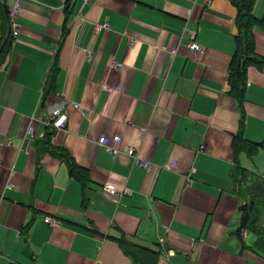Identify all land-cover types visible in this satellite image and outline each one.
<instances>
[{"label": "crops", "instance_id": "obj_1", "mask_svg": "<svg viewBox=\"0 0 264 264\" xmlns=\"http://www.w3.org/2000/svg\"><path fill=\"white\" fill-rule=\"evenodd\" d=\"M12 2L0 0V38ZM19 4L0 66V264H135L120 240L147 263L264 264L257 235H235L236 162L264 170V68L247 70L242 131L262 147L235 156L243 115L227 91L238 35L230 0ZM253 15L263 20L252 35L264 58V0ZM186 28L201 51L189 49ZM60 102L68 120L53 130L45 120ZM73 163L86 171L83 183L70 176ZM105 184L129 194L116 201ZM159 238L172 257L154 260Z\"/></svg>", "mask_w": 264, "mask_h": 264}, {"label": "trees", "instance_id": "obj_2", "mask_svg": "<svg viewBox=\"0 0 264 264\" xmlns=\"http://www.w3.org/2000/svg\"><path fill=\"white\" fill-rule=\"evenodd\" d=\"M230 2L237 8L236 28L238 35L236 36L237 48L230 61L228 67V94L231 96L240 108L242 117H240V130L234 139V153L235 156L240 153H245L249 157H255L262 146L253 144L243 135L244 127V94L246 88V76L249 67L253 66L258 69L264 68V58L260 57L255 50L254 29L263 24V20L257 19L253 15V7L255 0H230ZM4 36L0 38V46ZM12 43L11 34L8 36L6 43H4L3 50L0 54V66L4 60ZM236 170L234 171L233 181L238 186L237 191L242 195L238 212H239V226L235 231L236 237L241 240L242 232L249 231L255 233L261 240L260 244L255 247L259 250L264 244V228H260L259 222L264 216V170L262 174H256L247 171L236 162ZM69 174L80 182H84L86 171L77 166L75 163L70 165ZM241 197V196H240ZM262 243V244H261ZM119 244L126 254H128L135 264H154L147 263L143 257H140V249L126 242L120 240ZM155 259L159 256L152 255Z\"/></svg>", "mask_w": 264, "mask_h": 264}, {"label": "built area", "instance_id": "obj_3", "mask_svg": "<svg viewBox=\"0 0 264 264\" xmlns=\"http://www.w3.org/2000/svg\"><path fill=\"white\" fill-rule=\"evenodd\" d=\"M94 0H81L83 6L89 5L91 2H93ZM20 0H13L11 7L8 9V13H9V18H10V22H11V36L15 37L18 34V27L15 24V18L17 17V15L19 14V10H20V4H19ZM103 28H108L106 24H104L103 26H101ZM185 34L188 35V39H189V49L192 51H196L199 52L202 50L201 45L196 41V32L194 33V31L189 30V29H185ZM65 106L66 103L65 102H60L54 106H52L49 109V115L45 120V124L50 127L53 130H63L65 128V124L67 123V114L65 113ZM75 108L80 109V105L78 104H74L73 105ZM28 133L31 134V129H28ZM111 145L108 146V151H110L111 155L113 157H116L117 155L120 154V149H119V145L121 143V137L116 135L113 136L111 138ZM98 144L99 145H105L106 144V140L104 137H101L98 139ZM124 153L130 157L133 161L134 164L138 167H141L142 169L145 170H149L151 167V164L141 158H139V156L136 154V151L134 150V148L132 147H127L124 150ZM191 180L188 179V183H190ZM8 187H12V185L10 183H8ZM101 192L103 194L108 195L110 198L114 199V200H118L121 196L123 195H127L129 194V190L127 189H122V190H117L112 184H105L102 186L101 188ZM51 224H55L53 221H51ZM158 244L161 245V249L158 251V255L159 257H161V259H168L170 257H172L174 255V252L171 250H166L165 249V239L164 238H159L158 240Z\"/></svg>", "mask_w": 264, "mask_h": 264}, {"label": "water", "instance_id": "obj_4", "mask_svg": "<svg viewBox=\"0 0 264 264\" xmlns=\"http://www.w3.org/2000/svg\"><path fill=\"white\" fill-rule=\"evenodd\" d=\"M4 12H5V16H6V19H7V33H6V36L3 39L2 44L0 46V54H1L2 50H3L4 45H5L4 43H6L7 38H8V36L11 33V22H10V18H9L8 9H7L5 4H4Z\"/></svg>", "mask_w": 264, "mask_h": 264}, {"label": "rangeland", "instance_id": "obj_5", "mask_svg": "<svg viewBox=\"0 0 264 264\" xmlns=\"http://www.w3.org/2000/svg\"><path fill=\"white\" fill-rule=\"evenodd\" d=\"M255 170V169H254ZM257 171V170H256ZM236 172H237V170H236ZM235 188H238V186H236V184H235Z\"/></svg>", "mask_w": 264, "mask_h": 264}]
</instances>
